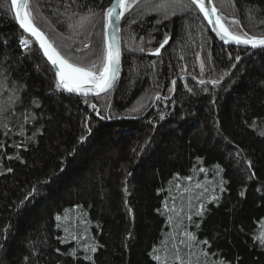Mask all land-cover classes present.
I'll use <instances>...</instances> for the list:
<instances>
[{
	"label": "trees",
	"instance_id": "trees-1",
	"mask_svg": "<svg viewBox=\"0 0 264 264\" xmlns=\"http://www.w3.org/2000/svg\"><path fill=\"white\" fill-rule=\"evenodd\" d=\"M213 1L230 30L264 34V0ZM110 2L30 6L56 49L86 65L102 53ZM122 54L110 93L56 89L11 0H0V264H179L172 244L185 229L208 242L181 245L185 264H264L254 239L264 233V49L221 44L190 0H138L122 19Z\"/></svg>",
	"mask_w": 264,
	"mask_h": 264
},
{
	"label": "snow or ice",
	"instance_id": "snow-or-ice-1",
	"mask_svg": "<svg viewBox=\"0 0 264 264\" xmlns=\"http://www.w3.org/2000/svg\"><path fill=\"white\" fill-rule=\"evenodd\" d=\"M193 4H196L199 7V10L204 14L205 18H209V22L212 23L211 17H215V25L216 27L213 29L216 34L220 37L222 41L225 43H235L237 45H245L250 46L252 49L264 48V34L262 35H249L247 32L240 33L234 30H230V26L225 23L226 17L223 15H218V9L213 4L211 8L206 7V0H191ZM208 3H211V0H207ZM138 0H113L111 5L104 10L103 18L105 20L104 23V47L101 55L96 59L90 61L88 64L84 65L80 62H72L71 57L66 58L64 55L58 51L53 44L48 40L45 34L35 25L34 23V15L33 10L30 6V0H11L12 8L15 10V20L18 22L21 29L24 32L29 33L32 37L35 38L36 41L39 42L40 48L43 50V55L50 61L51 65L55 69L56 76V89L64 90L68 93H78L83 96H88L89 93H94L99 95L100 93H105L108 90L112 89L114 82L117 78V73L120 68V57H121V48H120V39H119V24L118 22L125 16L127 12H129L136 4ZM186 8V6H184ZM183 10V8H182ZM167 13H165V19H167ZM135 23V21H133ZM264 23V20L261 21ZM232 25H239V21L233 18L231 20ZM143 39V38H141ZM170 37L165 36L163 42L160 44L158 48L154 50V54L159 55L162 48L168 44ZM21 43L27 49L30 41L27 38H22ZM85 49L90 47V44L85 43L83 45ZM79 51V50H77ZM140 51H144L143 48H140ZM241 57H235L236 61H239ZM235 67V65H233ZM204 62L201 61V70L203 71ZM224 75H228L225 73ZM223 79V76L221 77ZM212 85H217L220 83V80H211L208 81ZM199 83L204 84L206 81L200 80ZM176 84V81H172L173 88ZM190 91V89H189ZM160 99L159 96L156 97ZM167 99V98H165ZM87 103V101H85ZM36 107L40 105L36 103L35 100L32 101ZM94 111H96L97 115H99V110L96 108V105H90ZM7 107L0 105V112H6ZM104 117H102L103 119ZM111 118V117H108ZM164 119L163 115L160 117ZM25 121L29 119V117H24ZM87 119L85 122V128L87 133L90 135L92 129L87 124ZM7 127V125H5ZM23 130V126L21 125ZM86 140V137L80 138V143H83ZM146 145L148 142H145ZM4 147V145L0 144V148ZM20 147V145H17ZM143 150V149H141ZM133 151H136L135 149ZM249 167H251V163L249 162ZM8 171H12V169H8ZM200 171H204V169H200ZM131 175V174H129ZM254 175V173H253ZM189 181L191 177H187ZM223 183L221 181L220 190L223 191ZM197 187H201V185H197ZM207 189H205L206 191ZM187 191V189H185ZM37 190L34 188L33 192L29 193V196H33L36 194ZM241 196L244 195L243 192L240 193ZM28 199V197H25ZM212 200H218V197H212ZM190 203V202H189ZM77 208L80 206L77 205ZM165 209L169 211H175V206L169 209L168 204L165 203ZM183 211V209H181ZM205 205L200 203L199 207L195 211V215L203 216L205 212ZM68 211V210H65ZM159 211V209L157 210ZM131 212V209H129ZM188 220H192L191 215H186L185 217ZM169 221L173 219L172 216L168 217ZM56 220H61V216L57 215ZM59 226V225H58ZM199 227V225H196ZM261 227L264 228V220L261 221ZM180 237L177 238L176 243L172 244V254L174 257V261L179 262V264H185L184 257L180 254V246L183 245L191 249L195 246V243H203L207 244V241H198L195 234L187 231L185 229L180 234ZM129 237H131V233H129ZM7 236L4 237V240H7ZM72 239H76V236H73ZM262 245H264V233H261L256 238ZM64 242V241H62ZM86 252L95 253L97 251L96 245H85ZM59 251V250H57ZM155 251V250H154ZM73 256L76 255L73 250L71 253ZM85 260L93 261V257L91 255H85L83 257ZM158 262L161 261V257L156 255L154 257ZM94 264V261H93ZM164 264H167V257H165ZM187 264H191V260L187 262Z\"/></svg>",
	"mask_w": 264,
	"mask_h": 264
},
{
	"label": "water",
	"instance_id": "water-1",
	"mask_svg": "<svg viewBox=\"0 0 264 264\" xmlns=\"http://www.w3.org/2000/svg\"><path fill=\"white\" fill-rule=\"evenodd\" d=\"M190 1H191V0H190ZM112 2H113V0H111V2L109 3L108 7L111 5ZM213 4L215 5V3H214L213 0H211V3H208L207 0H206V7L211 8V6H212ZM11 5H12V4H11ZM195 5H196V4H195ZM196 6H197V5H196ZM215 7H216V5H215ZM197 8L199 9L198 6H197ZM12 10H13V14H14V17H15V10H14L13 8H12ZM200 12H201V11H200ZM201 14L203 15L204 19L206 20V22H207L209 28L211 29V31H212L214 37H215L216 40H218L221 44L226 45V46H229V47H239V48H245V49H250V50H260V49H264V48L252 49L250 46L237 45V44H235V43H225L224 41H222V40L220 39V37H219V36L216 34V32L213 30V29L216 27V25H215V23H214V21H215V17H211V20H212L213 22L210 23V22H209V18H205L204 14H203L202 12H201ZM217 14H218V15H221L219 11H218ZM122 19H123V18H122ZM122 19L118 22V24H119L120 48H121L120 68H119V72L117 73V78H116V80H115V82H114V85H113L112 89L108 90V91L105 92V93H100L99 95H96V94H94V93H89L88 96H86V98H94V97H99V96L106 95V94L110 93V92L116 87V85H117V83H118V80H119V78H120V74H121L122 63H123V54H122ZM16 23H17V25L19 26V24H18L17 21H16ZM19 28H20V26H19ZM20 29H21V28H20ZM21 30L24 32L23 29H21ZM24 33H25L26 35L30 36V37L36 42V44L38 45L39 49L41 50V52H42V54H43V50L40 48V46H39V42L36 41L35 38L32 37L29 33H26V32H24ZM45 36H46V35H45ZM46 37H47V36H46ZM47 38H48V37H47ZM48 40H49V38H48ZM49 41H50V40H49ZM50 42H51V41H50ZM51 43H52V42H51ZM52 44H53V43H52ZM53 46H54V45H53ZM54 47H55V46H54ZM55 48H56V47H55ZM43 56H44V55H43ZM44 58H45V60L48 62V64L52 67V69L54 70V74H55V69H54L53 66L51 65L50 61H48L47 58H46L45 56H44ZM55 81H56V76H55ZM63 91H64V90H63ZM65 92H66V91H65ZM66 93H68V92H66ZM68 94L75 95V96H79V97H85V96H83V95H81V94H78V93H68Z\"/></svg>",
	"mask_w": 264,
	"mask_h": 264
},
{
	"label": "rangeland",
	"instance_id": "rangeland-1",
	"mask_svg": "<svg viewBox=\"0 0 264 264\" xmlns=\"http://www.w3.org/2000/svg\"><path fill=\"white\" fill-rule=\"evenodd\" d=\"M19 46H20L21 48L24 47V45L21 43V40H20ZM257 236H259V234H255V235H254V239H255L256 242H258L259 244H261V243L256 239Z\"/></svg>",
	"mask_w": 264,
	"mask_h": 264
}]
</instances>
